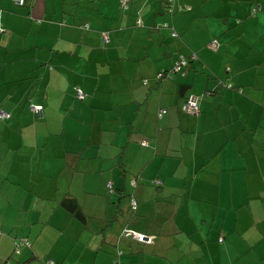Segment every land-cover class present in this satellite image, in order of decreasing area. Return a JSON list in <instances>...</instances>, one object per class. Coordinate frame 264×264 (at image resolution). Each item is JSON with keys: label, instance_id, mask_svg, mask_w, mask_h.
<instances>
[{"label": "crops", "instance_id": "obj_1", "mask_svg": "<svg viewBox=\"0 0 264 264\" xmlns=\"http://www.w3.org/2000/svg\"><path fill=\"white\" fill-rule=\"evenodd\" d=\"M121 1L0 0V264H264V0ZM192 51L184 77L155 78ZM15 237L31 247L11 256Z\"/></svg>", "mask_w": 264, "mask_h": 264}, {"label": "trees", "instance_id": "obj_2", "mask_svg": "<svg viewBox=\"0 0 264 264\" xmlns=\"http://www.w3.org/2000/svg\"><path fill=\"white\" fill-rule=\"evenodd\" d=\"M25 1V0H24ZM166 1V8L167 10L170 12V13H173L174 12V0H165ZM14 2V1H13ZM127 2V0H125L124 4ZM122 3V1H121ZM17 5V4H16ZM18 6H22V5H18ZM258 10L257 7H253L252 8V12L255 13L256 11ZM168 26V24H165V26ZM173 33H171L172 36H178L177 32L176 31H172ZM216 40L217 44L216 45H213V41ZM218 40L216 38L212 39L209 43H208V47L210 48H215L218 46ZM197 58V54L196 52L192 51L190 54L188 55H184V54H179L175 57L173 63L167 67V68H162L160 70L157 71V73L159 71H162L163 72V75L161 77H157V73H156V76L155 78L161 82V83H164L168 80H172V79H175L177 77H184L186 75V72H187V69L190 67L191 65V62H193L195 59ZM177 63H179V70H175L176 67H177ZM172 70V71H171ZM146 84V80L144 81ZM221 86H224V87H233L232 84H225V83H221L220 84ZM77 88H80V87H75V91ZM181 88H184L183 86H181ZM81 89V88H80ZM76 93V92H75ZM190 94H194L197 98V103H198V110L197 112L195 113H190L189 111L185 110L184 109V103L186 102L187 98L189 97ZM199 103H200V95L199 94H196L194 92H188L183 100V102L181 103L180 105V109L190 115V116H197L199 114ZM164 111V112H163ZM166 113V109H162L159 113L160 116H162L163 114ZM147 142L146 141H142L141 142V146H147ZM125 168H123L122 166V171H121V174L124 175L125 173ZM124 172V173H123ZM137 179H138V176L136 174H132V177L130 179V183H131V186H135L136 183H137ZM110 183L111 186H108ZM107 189H109V192L110 193H113L114 192V187H113V184L111 181L107 182ZM148 184L151 185L155 190H157L160 185H161V182L158 181L157 179L155 178H151L149 179L148 181ZM119 192H122L120 193V195L117 197V201H115L116 203L119 201V199L121 197H124L125 195L127 196L128 194L124 193L121 189H119ZM131 196V206L133 207L134 210H136L137 208V200L135 198V196L132 194L130 195ZM135 201V203H133L132 201ZM61 206L66 209L70 214L71 216H73L74 218L78 219L80 222H82L83 224H86L89 220V216L82 210V207L80 205V203L76 200V198L74 196H72L71 194H67L65 193L64 194V197L62 198L61 200ZM117 211L118 213L120 212L118 210V205H117ZM116 215V214H115ZM114 215V216H115ZM129 230H132L134 232H138V233H141L145 236H149L151 237V241L150 242H145V241H142V240H138L134 237H132L130 234H126L127 231ZM0 234H1V230H0ZM120 236L122 238H126V239H129V240H133V241H137V242H141V243H147V244H153L154 243V240H155V236L154 235H150V234H147V233H143L137 229H134L132 227H129V226H124L122 228V230L120 231ZM223 240V236H219L218 237V242H221ZM25 247H28L30 248L31 247V242L29 241V239H27L26 237H15L12 241V253H11V256L13 254H19L21 252V250ZM121 253V252H120ZM10 256V257H11ZM30 259H26L24 261H22L20 264H28ZM50 261H52V263H50ZM8 261H6L5 263H7ZM4 263V264H5ZM46 263L47 264H56L55 261L53 259H47L46 260ZM111 264H120V260H119V254L117 253L116 255V258L112 261Z\"/></svg>", "mask_w": 264, "mask_h": 264}, {"label": "built area", "instance_id": "obj_3", "mask_svg": "<svg viewBox=\"0 0 264 264\" xmlns=\"http://www.w3.org/2000/svg\"><path fill=\"white\" fill-rule=\"evenodd\" d=\"M15 4L17 5H24L25 1L24 0H13ZM125 0H122V4H124ZM104 39H106V36L104 35ZM217 42L216 40L213 41V45H216ZM177 67L175 70H179V63L176 64ZM172 71V70H171ZM163 75L162 71H159L157 73V77H161ZM76 96L81 98L83 96V92L80 88L76 89ZM29 109L36 113L39 117L43 116V105L42 104H29ZM184 109L189 111L190 113H195L198 110V103H197V98L194 94H190L189 97L187 98L186 102L184 103ZM164 112V111H163ZM10 116V113L0 109V119H6ZM108 186H111L110 183ZM133 203H135V201H132ZM126 234H130L132 237L138 239V240H142L145 242H150L151 241V237L149 236H145L141 233L138 232H134L132 230H129L126 232ZM50 263H52V261H50Z\"/></svg>", "mask_w": 264, "mask_h": 264}, {"label": "rangeland", "instance_id": "obj_4", "mask_svg": "<svg viewBox=\"0 0 264 264\" xmlns=\"http://www.w3.org/2000/svg\"><path fill=\"white\" fill-rule=\"evenodd\" d=\"M146 108V106H144V111L141 113V118H143L144 117V115L146 114L145 112L146 111H148L149 109H145ZM125 109H127V108H125ZM100 111H103V110H100ZM133 112H135V110L133 111ZM113 113V110H111L108 114H112ZM150 114V111H149V113H147V116ZM160 116V115H159ZM143 122V121H142ZM110 146V149H114L115 150V145L113 144V145H108V146H104L103 148H108ZM106 186H107V184H106ZM106 190H107V193H106V196L107 197H109V198H113V197H115L116 196V194H112V193H110L109 192V189H107V187H106ZM130 195H132V194H128L127 196L125 195L124 197H125V199H128V202H129V209H130V212L131 213H133V211H134V209H133V207L131 206V196ZM91 197V196H90ZM115 201H117L116 199H114L113 200V202H115ZM92 209V208H91ZM91 209L89 208V207H87L86 208V210L88 211V212H91ZM116 212H118V211H116ZM115 212V213H116ZM115 213H113V214H111V216L110 217H112L113 215H115ZM122 230V229H121ZM15 255H18V254H15ZM11 262H13V263H15L12 259H11ZM68 263L70 262V260H68L67 261ZM5 264H7V263H5ZM8 264H10V263H8ZM16 264H18V262L16 263ZM28 264H33V261H29L28 262ZM47 264V263H46Z\"/></svg>", "mask_w": 264, "mask_h": 264}]
</instances>
